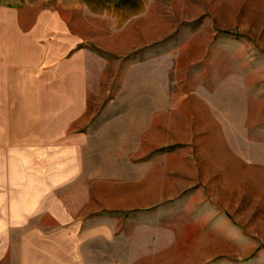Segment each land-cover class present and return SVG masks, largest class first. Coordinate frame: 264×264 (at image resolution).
I'll return each instance as SVG.
<instances>
[{"label": "rangeland", "instance_id": "374dc122", "mask_svg": "<svg viewBox=\"0 0 264 264\" xmlns=\"http://www.w3.org/2000/svg\"><path fill=\"white\" fill-rule=\"evenodd\" d=\"M143 3L10 62L0 264H264V0Z\"/></svg>", "mask_w": 264, "mask_h": 264}, {"label": "crops", "instance_id": "0c3cea01", "mask_svg": "<svg viewBox=\"0 0 264 264\" xmlns=\"http://www.w3.org/2000/svg\"><path fill=\"white\" fill-rule=\"evenodd\" d=\"M143 8V0H0V105L9 102L15 86L10 62L61 55L73 44L98 37L104 27L115 34Z\"/></svg>", "mask_w": 264, "mask_h": 264}]
</instances>
